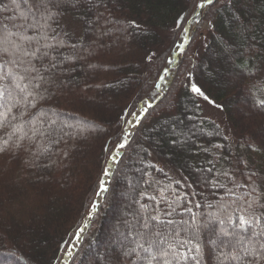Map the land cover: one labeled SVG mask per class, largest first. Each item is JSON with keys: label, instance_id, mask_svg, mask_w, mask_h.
<instances>
[{"label": "trees", "instance_id": "1", "mask_svg": "<svg viewBox=\"0 0 264 264\" xmlns=\"http://www.w3.org/2000/svg\"><path fill=\"white\" fill-rule=\"evenodd\" d=\"M196 2L101 0L94 32L83 23L86 9L66 17L78 24L75 37L93 54L70 62L66 83L42 104L43 123L36 127L49 135L37 133L29 151L0 154V264H60L97 193L111 153L105 147L114 148L120 130L148 102L153 107L132 127L130 144L107 178L103 207L67 264H126L129 228L139 230L141 216L167 218L169 205L178 222L182 216L191 223L186 205L197 221L211 213L225 220L217 228L230 227L227 214H242L233 201L257 185L264 191V109L256 105L264 98V71L255 81L247 73L264 69V0H215L203 16L195 15ZM180 17H187L184 28L197 26L184 51L172 55ZM164 68L169 74L160 80ZM189 72L219 106L222 123L204 116V104L184 86ZM54 119L70 127L46 132ZM204 258L215 264L207 248Z\"/></svg>", "mask_w": 264, "mask_h": 264}, {"label": "snow or ice", "instance_id": "2", "mask_svg": "<svg viewBox=\"0 0 264 264\" xmlns=\"http://www.w3.org/2000/svg\"><path fill=\"white\" fill-rule=\"evenodd\" d=\"M99 2L101 0L0 2V154L29 151L31 147H35L34 138L38 139L37 133L49 135L36 127L38 123H43L42 104L66 83L62 77L69 71L70 62L86 58L85 54H93L90 46L81 43L83 37H75V30L69 28L66 17L70 13L86 9L87 18L83 23L88 26L90 32H94L100 27L99 21L103 15L98 12ZM214 2L215 0H198L195 8L204 9ZM195 15L200 16V12ZM186 19L187 17H180L176 22L180 32L177 33V40L173 41L177 51L172 52V55L183 52L191 40L188 29L183 27ZM131 26L140 27L135 21L131 22ZM100 34L104 35L106 32L101 31ZM155 55V52L150 53L147 60L152 62ZM167 62L174 63L171 59ZM259 71L264 69H247L248 75L254 81ZM163 73L159 77L160 80L166 79L169 69L164 68ZM191 77L189 72L184 86L188 87L192 94L214 104L215 101L209 100L202 87L192 82ZM255 87L253 84V88ZM155 88L159 89L160 84L156 83ZM256 105L264 109V98L257 97ZM152 107L153 105L148 103L143 112L147 114ZM136 116L133 127L139 126L143 119L140 114ZM120 131L122 135L115 142L114 148L109 149L106 146L104 149L114 153L110 156L113 162H116V156L119 155L115 150L125 149L130 144L128 137L132 133L123 129ZM55 142L49 140V143ZM47 150V146H44L43 151ZM207 171L212 172L213 169ZM103 172L105 176L110 174L108 168ZM249 180L251 185H256L253 177H249ZM235 186L240 187L239 184ZM107 191L104 180H101L100 192L97 195ZM227 192L233 194L231 188H228ZM149 199L155 200V197ZM233 203L242 214L236 215L235 219L232 214H227L230 227L217 228V225H225V220L211 213L202 222L197 221L195 213L186 205L182 207L190 215L191 223L185 221L182 216L179 222L172 219L171 215L177 209L171 205L170 211L164 213L167 218L158 214L141 216L137 221L139 230L134 225L125 234V239L131 237L129 242L123 245L126 264H206V248L209 260H214L215 264H264V191H259L257 185ZM195 206L200 207L199 204ZM98 211L99 205L92 203L88 219L91 220L92 213ZM77 238L79 239V233Z\"/></svg>", "mask_w": 264, "mask_h": 264}, {"label": "rangeland", "instance_id": "3", "mask_svg": "<svg viewBox=\"0 0 264 264\" xmlns=\"http://www.w3.org/2000/svg\"><path fill=\"white\" fill-rule=\"evenodd\" d=\"M197 9V8H196ZM205 10H207V8L205 9H197V12L198 11H200V16H203V14H204V12H205ZM200 18H202V17H200ZM67 24H68V26H69V28L70 29H74L75 30V34H77V29H78V24L77 23H74V22H72V21H70V20H67ZM196 24H193V25H191L189 28H188V36L191 38V36H193V30L196 28ZM199 28H200V39H199V37H197V39L198 40H200V42H199V44L197 45V50H198V54L200 55V52L202 51V42L201 41H203V39L205 38V35H206V25H205V23H202V24H200V26H199ZM198 99L201 101V103H203L204 104V106H203V115L204 116H206V117H208V118H210V119H213L214 121H216V122H219V123H222V117H223V115H222V112H221V110L219 109V107L218 106H216V105H214V104H212V103H210V102H205V100L202 98V97H198ZM206 103H208V104H206ZM220 113V114H219ZM136 119H137V116H136V114L130 119V121L129 122H131V123H128V126H127V128H126V131H128V132H130V133H133L134 132V130H133V124H135V121H136ZM55 123L54 124H52L51 123V126L48 128V129H46V132H48V131H50L51 129H53V128H55L57 125H60V126H62V128H68V127H70L69 125H70V122L68 121V120H60V119H54L53 120ZM72 127V126H71ZM78 132L80 133L81 132V134L84 132V129L83 128H81L80 130H78ZM130 137V136H129ZM117 150V149H116ZM115 150V151H116ZM116 152H118L119 153V151H116ZM120 153H121V149H120ZM111 155H114V153H110L109 154V156H108V158H107V164H106V166H105V168H108L109 170H110V174H111V172H112V168H113V166H115V163L116 162H112L113 160L112 159H110V156ZM110 174L108 175V176H110ZM108 176H105L104 175V172H103V176H102V179L101 180H104V182L105 183H107V178H108ZM100 180V181H101ZM100 181L98 182V184H97V187H98V185H100ZM122 192V191H121ZM101 199H102V196H101V194H99L98 196H97V194L95 195V198H94V200H93V202L95 201L98 205H99V211L101 210V208L103 207V204H102V202H101ZM122 201H127L128 199H129V197H128V195L127 196H123L122 197ZM91 208V207H90ZM98 211V212H99ZM98 212H96V213H98ZM96 213H93V214H96ZM89 214V213H88ZM88 214H87V216L84 218V221H85V219L87 220L88 219ZM94 220H95V216H94V218H92V220L90 221L89 220V222L90 223H92V222H94ZM81 230H84V228H82V226L79 228V229H77V231H76V233H75V236H74V238L72 239V241L69 243V246H68V248L65 250V253H64V255H63V257H62V261L60 262V264H67L68 263V259H70V257H71V255L75 252V250L77 249V247H78V243H80L81 242V240H82V238H83V236L85 235V232L84 231H81ZM84 232V233H83ZM79 233V239L77 238V234ZM110 240V243L112 242V243H119L120 241H121V239L120 238H117V239H114V238H112V239H109ZM69 253H71V254H69ZM6 264H11L9 261H6L5 262Z\"/></svg>", "mask_w": 264, "mask_h": 264}, {"label": "water", "instance_id": "4", "mask_svg": "<svg viewBox=\"0 0 264 264\" xmlns=\"http://www.w3.org/2000/svg\"><path fill=\"white\" fill-rule=\"evenodd\" d=\"M89 226V225H88ZM88 226H87V228H88Z\"/></svg>", "mask_w": 264, "mask_h": 264}]
</instances>
